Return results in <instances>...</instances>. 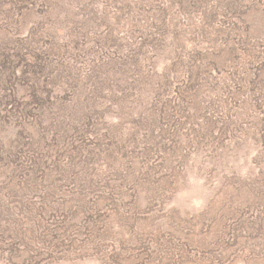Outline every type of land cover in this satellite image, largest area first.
Instances as JSON below:
<instances>
[{
    "label": "rangeland",
    "instance_id": "1",
    "mask_svg": "<svg viewBox=\"0 0 264 264\" xmlns=\"http://www.w3.org/2000/svg\"><path fill=\"white\" fill-rule=\"evenodd\" d=\"M1 9L0 264H264V0Z\"/></svg>",
    "mask_w": 264,
    "mask_h": 264
},
{
    "label": "trees",
    "instance_id": "2",
    "mask_svg": "<svg viewBox=\"0 0 264 264\" xmlns=\"http://www.w3.org/2000/svg\"><path fill=\"white\" fill-rule=\"evenodd\" d=\"M19 1L20 2H24V0L23 1L19 0ZM3 2H4V0H0V14H3V11L1 9V6L3 5ZM9 20H14V18L12 16L11 17H7L6 21L8 22ZM17 20H21V19H17ZM6 21H5V23H7ZM10 29L13 30L12 27ZM22 41H23L22 39L17 38L15 41L14 40L9 41L8 45L10 47H14V48L15 47L16 48H22L23 47V45L21 44ZM184 93H186V92L183 91L180 94V97H179L180 102H179V106L178 107L177 106H171L172 103L170 102L169 99L165 100L164 97H159L158 102L154 101L153 104L149 105V107L147 108L148 109V113L146 115L147 119L144 122L147 125H150V124L153 123V126L166 127L167 122L169 121V116L171 115V113L175 109H178V112H181L183 110H186L189 107V101L191 102V99L188 100V103H186L185 98L187 99V96ZM181 100L183 101V104H180ZM159 104H161V106H158ZM185 106H187V107H185ZM164 107H170V108H172V110L171 109H166ZM115 190H118L117 187L115 188ZM109 192H110L109 197L111 199V202H113L114 201V199H113L114 198V193H115L114 189H110ZM157 194H160V193H156L155 195H157ZM129 199H130V201H129L128 204H132L133 206L139 204L140 200H139L137 195H132V196L129 197ZM92 204H95V202H93ZM115 204L116 203H113L112 205H115ZM179 241L181 242V241H183V239L180 238ZM184 245H186V241H185Z\"/></svg>",
    "mask_w": 264,
    "mask_h": 264
}]
</instances>
